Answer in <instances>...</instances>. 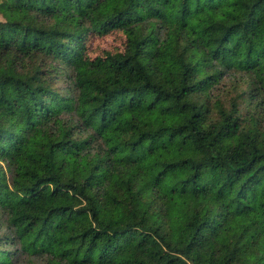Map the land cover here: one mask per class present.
I'll use <instances>...</instances> for the list:
<instances>
[{
  "label": "trees",
  "instance_id": "1",
  "mask_svg": "<svg viewBox=\"0 0 264 264\" xmlns=\"http://www.w3.org/2000/svg\"><path fill=\"white\" fill-rule=\"evenodd\" d=\"M68 3L124 48L90 61L55 19ZM192 11L172 53L146 49L151 20L169 36ZM0 16V141L20 175L0 166V264H264V0H0Z\"/></svg>",
  "mask_w": 264,
  "mask_h": 264
},
{
  "label": "rangeland",
  "instance_id": "2",
  "mask_svg": "<svg viewBox=\"0 0 264 264\" xmlns=\"http://www.w3.org/2000/svg\"><path fill=\"white\" fill-rule=\"evenodd\" d=\"M226 15H231L230 10H226ZM178 19V22L175 23L174 20H172L170 17H168L167 21L168 23V27L169 29H171V34L169 36L164 35H158L156 34V25L159 26L158 24H155V22L153 20H151L152 25L150 26L151 28H153V41L152 43L146 48L149 49V51H153L155 54V48L158 49L159 51V55H167L172 53L173 49H174V42L175 40H177L180 37V31L181 29H189V27H192V30L194 31H198L199 27H195L194 23H199L202 19V17L196 12V11H192L191 13V17L189 19H187L186 24H183L181 21L180 16L181 15H175ZM57 21H66L68 23H71L73 25L72 29L78 30V31H82L84 34L83 36V40L82 42L85 44V50L84 53L85 55L89 58L90 61H98L97 58H103L104 59V53L105 52H114V51H120L124 48V44H125V36L119 32V31H112L111 33L105 35V36H101L98 37L97 35H92L90 32V27L88 24H82L81 23V19L82 16L79 15L77 8L73 5L68 3L66 8L64 9V11L61 12V14L55 18ZM3 18L0 16V22L3 23ZM201 25V24H200ZM175 30V32H174ZM206 35L203 34L202 35V39H199V43H204L207 38L205 37ZM188 51L190 53H192L189 49ZM195 51H193L194 53ZM192 53V54H193ZM154 56V55H153ZM96 67L94 66H86L83 68V73L85 75H87L90 78L95 77L96 75ZM0 103H4L3 100H0ZM6 104L3 106H0V108L3 107H7V102H5ZM68 105L70 106L71 101H68ZM64 103H62L63 105ZM158 117L157 112L151 114L150 116H147V120L149 121L150 119L155 120ZM14 130H12L11 132V137L12 135H14ZM88 134H81L80 135V139H84L85 137H87ZM83 151L80 153V155H82L85 151H89L91 155H93L97 149H96V141L89 139V140H85L83 142ZM13 145V146H18L17 143H15V141H10V140H4L3 142L0 141V166L1 170L3 171V175H5V182L8 184L12 183V180L16 179L17 177L20 175H15L12 169H9L8 166H6V162L4 160V158L6 159L7 157H5V155H7L8 153H3L4 149L7 148L9 145ZM123 156V155H122ZM63 159H65L64 155L62 156ZM95 162V161H94ZM139 167V166H137ZM136 167V168H137ZM106 169V165H103L102 167V171H105ZM138 169V168H137ZM12 171V172H11ZM28 172V165L26 164V162L24 161L23 163V176L26 177V174ZM19 174H21V171L19 172ZM143 179V177H142ZM146 181L142 182V184H145ZM9 186V185H8ZM11 187V186H9ZM146 200L148 201H152L153 202V206L154 209L156 211H158L159 209L162 211H165L166 209H169V214H172V205H168L166 203V200L164 198L161 197V194L157 192L156 189H154L153 191H151V193L149 195H147L146 197H144ZM174 206V205H173Z\"/></svg>",
  "mask_w": 264,
  "mask_h": 264
}]
</instances>
